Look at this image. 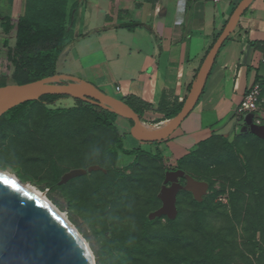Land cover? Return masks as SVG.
<instances>
[{"label":"rangeland","instance_id":"obj_1","mask_svg":"<svg viewBox=\"0 0 264 264\" xmlns=\"http://www.w3.org/2000/svg\"><path fill=\"white\" fill-rule=\"evenodd\" d=\"M0 15L12 17L14 47L21 9L15 0H0ZM14 71L3 54L0 75L11 77ZM58 71L67 69L60 64ZM76 103L73 97L59 100L55 106L67 110L55 116L36 103L24 121L0 128V171L45 192L90 245L97 264H264V141L244 131L233 141L235 149L221 141L204 146L189 168L210 182L207 205L200 209L193 194L182 191L176 220L147 223L151 211L162 206L164 157L142 156L130 167L129 155L103 154L114 139L112 131L93 127V115L73 110ZM133 124L121 120L125 144L143 143L152 151L153 144L132 136ZM110 167L127 174L113 188L106 185ZM75 169L86 172L63 181Z\"/></svg>","mask_w":264,"mask_h":264},{"label":"crops","instance_id":"obj_2","mask_svg":"<svg viewBox=\"0 0 264 264\" xmlns=\"http://www.w3.org/2000/svg\"><path fill=\"white\" fill-rule=\"evenodd\" d=\"M239 1L69 0L74 35L58 64L67 71L58 73L80 77L118 98L138 97L155 110H175ZM15 2L21 9L22 0ZM135 21L150 25L153 33L121 26ZM228 38L194 110L167 139L145 142L153 144V153H163L168 169H177L179 160L204 141L225 137L233 142L249 131L237 129L234 111L253 84L264 83V0H250ZM146 115L164 118L154 110ZM126 147L146 149L143 143Z\"/></svg>","mask_w":264,"mask_h":264},{"label":"water","instance_id":"obj_3","mask_svg":"<svg viewBox=\"0 0 264 264\" xmlns=\"http://www.w3.org/2000/svg\"><path fill=\"white\" fill-rule=\"evenodd\" d=\"M249 2L250 0H242L237 5L206 55L181 111L161 132H143L140 115L121 98L104 92L80 77L61 73L26 84L9 83L1 86L0 117L15 106L39 100L44 95H66L131 119L134 122L131 134L139 141H163L194 110L220 49ZM128 25L129 23L123 24ZM249 131L264 139V125L251 124ZM95 168L97 169L90 167L89 170ZM85 172L83 169L72 170L63 177V181ZM183 179L185 182H182ZM209 187L208 181L199 180L184 169L167 170L159 195L162 206L152 211L149 219L164 216L175 219L178 215L177 200L180 191H189L196 201L202 202ZM0 264H89L78 239L59 214L5 171H0Z\"/></svg>","mask_w":264,"mask_h":264},{"label":"trees","instance_id":"obj_4","mask_svg":"<svg viewBox=\"0 0 264 264\" xmlns=\"http://www.w3.org/2000/svg\"><path fill=\"white\" fill-rule=\"evenodd\" d=\"M145 1L152 2L154 0ZM68 4L69 0H22L21 15L16 25L17 34L16 43L14 47H11L9 39L10 32L13 29L12 17L9 15H0V59L2 58L3 54H5L15 66V71L11 77L0 75V87L9 84V80H11V83L26 84L58 74V64L60 57L67 46V41L74 35V22H72L70 19L68 23ZM78 6L79 2H76L73 5V9L77 8ZM236 7L237 4L233 6L232 12L236 9ZM228 19L226 23L228 22ZM226 23L222 27L221 31L216 35L214 43L222 33ZM127 27H144L148 29L151 33H153L152 27L141 21L131 22ZM228 39L225 41V43L228 41ZM212 46L208 49L206 55L208 54ZM191 87L192 84L190 85V88ZM204 89L205 87L203 88L202 93L204 92ZM63 98L70 97L66 95L48 94L42 96L39 100L19 104L4 113L0 117V128L9 125L19 124L24 121L27 116L29 107L36 103L40 104L48 115H58L59 113L67 110V108L55 106V104ZM121 99L126 102L129 106H131L140 115L142 121L148 110L162 112L164 114L163 119L173 118L181 111L184 105V103L178 105L175 110H155L152 105L146 103L145 101L135 96H126ZM76 100V104L78 105L77 107L74 106L75 108L72 107L73 110L80 111L83 113L90 112L93 115V127H104L112 131L114 139L113 141L105 145V147L103 148V154L117 156L119 153H123L129 156H135L133 162L130 164V167L137 165L142 156L154 155L158 159L163 158V153L161 151L153 153L151 150H147L142 147L133 149H129L126 147V135L122 133L120 129V123L122 119L134 123L131 119L126 118L115 111L104 109L98 105H94L92 103H88L78 99ZM244 128L247 129L248 127L244 126ZM246 134L264 141V139L253 134L251 131H247ZM218 141H221L222 145L226 148L235 149V143L229 142L228 139L225 137H221V139H210L204 141L200 149L192 152L190 155L183 157L179 160L177 169H184L185 171L193 175L195 178L203 180L192 172V170L189 168V165L192 159L200 154L204 146ZM238 153L240 156H242L243 162L247 164V167L248 162L246 156L241 150H239ZM167 170L169 169H164L163 180L165 179ZM126 178L127 174L123 169L110 167L109 172L106 174V185L108 188H113L120 180ZM184 181L185 180L183 179L182 182ZM182 191L179 192L178 199ZM194 201L200 207V209H203L207 205L206 196L202 202H198L195 199ZM177 217L175 219H169L168 217L167 218L170 222H173L177 219ZM160 218L150 220L148 215V217L146 218V222L154 223ZM108 240L111 245H115L114 239L109 238Z\"/></svg>","mask_w":264,"mask_h":264},{"label":"built area","instance_id":"obj_5","mask_svg":"<svg viewBox=\"0 0 264 264\" xmlns=\"http://www.w3.org/2000/svg\"><path fill=\"white\" fill-rule=\"evenodd\" d=\"M117 89L120 90V87ZM234 119L237 123V129L246 126L249 130L251 124L264 125L263 81H258L251 86L242 102L235 109Z\"/></svg>","mask_w":264,"mask_h":264},{"label":"bare ground","instance_id":"obj_6","mask_svg":"<svg viewBox=\"0 0 264 264\" xmlns=\"http://www.w3.org/2000/svg\"><path fill=\"white\" fill-rule=\"evenodd\" d=\"M172 122V118L164 119L158 123H150L147 121H142L141 129L145 133H158L163 131L168 125ZM10 177L13 179L23 183L17 176L14 174L5 171ZM23 185L29 189L32 193H34L38 198H40L42 201L47 203L50 207H52L59 216L68 224L70 229L75 234L76 238L78 239L80 245L82 246V249L84 250V253L86 255V258L88 260L89 264H97L96 263V257L95 253L93 252L90 245L87 243V241L80 235V233L76 230V228L72 225V223L69 221V219L66 217V215L57 207L55 204L46 196L45 192L40 190L39 188L35 187L34 185L30 183H23Z\"/></svg>","mask_w":264,"mask_h":264}]
</instances>
